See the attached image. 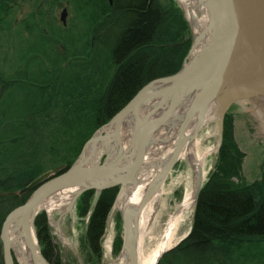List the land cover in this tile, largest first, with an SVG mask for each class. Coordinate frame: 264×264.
I'll return each mask as SVG.
<instances>
[{"label":"trees","instance_id":"trees-1","mask_svg":"<svg viewBox=\"0 0 264 264\" xmlns=\"http://www.w3.org/2000/svg\"><path fill=\"white\" fill-rule=\"evenodd\" d=\"M23 4L32 11L18 22ZM57 6L73 12L75 24L57 26L51 13ZM13 37L20 42L16 61ZM192 44L174 0H0V235L6 217L33 192L23 189L47 172L67 171L144 86L181 71ZM233 128L228 113L223 157L238 151L228 146ZM118 194L107 189L92 206L96 192L88 191L77 201L79 217L88 220L85 264L102 262ZM35 229L47 261L64 264L45 212ZM122 246L119 232L114 255ZM1 253L0 238L4 264ZM158 264H264V187L242 185L216 168L199 193L189 234Z\"/></svg>","mask_w":264,"mask_h":264},{"label":"water","instance_id":"water-1","mask_svg":"<svg viewBox=\"0 0 264 264\" xmlns=\"http://www.w3.org/2000/svg\"><path fill=\"white\" fill-rule=\"evenodd\" d=\"M109 2L112 4L113 0ZM236 6L240 16L239 25L235 29L225 31L222 37L218 36L217 41L203 49L194 59L191 57L197 42L196 33L184 6L180 7L193 34L192 48L181 71L169 77L153 80L144 86L109 123L100 128L87 141L78 159L67 171L61 174L47 172L20 192V194H25L33 191L29 199L14 209L3 223L0 238L4 264H15L11 242L13 226L18 221L28 238V221L31 219L36 233L35 221L45 210L43 204L55 193L79 188L78 199L88 191H95L96 196L92 206L97 204L102 192L107 189L119 188L120 194L124 188L134 183L143 170L147 152L155 136L166 127L173 129L172 126L177 121V115L183 103L196 93L197 97L183 120V130L176 135L177 145L172 162L174 167L179 162L182 151L190 144L185 136V129L190 125L195 112L205 107L217 92L229 68L238 65L240 72L264 74V0H222L220 18L212 19L211 26L217 25L218 22L222 25L224 17H235L233 12ZM67 15V10H64L61 20L65 26ZM250 37H255L256 42L247 45ZM253 91L254 89L247 88V86L237 87L232 90L229 99L244 96L239 99L243 100L256 95H264L253 93ZM237 101L229 103L223 115L218 149L223 144L225 116ZM129 125H132V134L128 146L125 147L123 131ZM201 127L200 124L196 127L194 136L201 131ZM153 194L154 189L147 192L141 201L140 211L146 207ZM112 211L113 209L111 213ZM122 221L123 246L121 252L123 253L124 249L133 242L134 227L130 217L122 216ZM131 259L132 264H135L134 255ZM36 260L42 264H50L43 256L41 249Z\"/></svg>","mask_w":264,"mask_h":264},{"label":"bare ground","instance_id":"bare-ground-1","mask_svg":"<svg viewBox=\"0 0 264 264\" xmlns=\"http://www.w3.org/2000/svg\"><path fill=\"white\" fill-rule=\"evenodd\" d=\"M187 11L188 18L196 33L197 42L192 53L194 59L203 49L217 41V37H222L225 31L235 29L240 23L238 7L233 14L235 17L222 18L223 24L211 26L212 19L220 18L219 11L222 0H180ZM196 5L201 11V17L196 12ZM211 26V27H208ZM203 35V36H202ZM256 42L255 37H250L247 45ZM256 67V65H255ZM247 86L254 89L253 93L264 94V74L255 75L251 72H240L238 65L229 68L225 80L211 97L209 103L197 110L190 121V125L185 129V136L189 140V145L185 147L179 156V161H185L192 169V175L187 174L184 178H175L171 187L184 186V196L182 201L169 209L165 197L169 190L167 184L173 180L175 148L177 145L176 136L183 130V120L188 113L196 93L191 95L183 103L177 115V121L173 124L169 134L164 132L155 136L153 147L147 152L145 166L139 173L134 183L124 188L113 207L111 219L117 212L122 216L131 218L134 227L133 242L124 249L119 258V264H132V257L136 258L135 264H156L160 256L180 243L189 234L187 225L192 223L193 213L196 208L198 194L204 185L207 172L206 164L209 156L216 152L214 149L201 150L205 144L194 136L196 127L200 124L201 130L212 129L207 132V138L220 136L221 122L227 106L231 102L242 99L240 96L233 100L229 99L232 90L237 87ZM224 132V131H223ZM132 134V125L125 127L123 138L125 147L128 146ZM172 135V136H171ZM174 135V136H173ZM204 151V152H203ZM150 189H154L152 198L146 207L140 211L139 207L144 196ZM79 188L66 189L55 198L47 200L43 208L52 215L54 211L66 212L74 209L77 202ZM169 210H172L170 213ZM167 213V214H166ZM167 218L162 224V218ZM28 238L22 230L19 222L11 229V242L13 253L19 264H42L36 260L40 253L39 243L33 228L32 220L28 221ZM154 223V228L159 232L158 238L153 246H146L145 239L148 233V226ZM110 227H108V230Z\"/></svg>","mask_w":264,"mask_h":264},{"label":"rangeland","instance_id":"rangeland-1","mask_svg":"<svg viewBox=\"0 0 264 264\" xmlns=\"http://www.w3.org/2000/svg\"><path fill=\"white\" fill-rule=\"evenodd\" d=\"M174 1L179 7H183L180 0ZM196 9L198 16L201 17V11L197 5ZM64 10H67L68 13V26L74 23L76 19L74 13L71 12L69 9L62 6H57L55 7V9H53V12H51L53 13V17L57 26L63 27L61 17ZM31 11V5H21L20 9H18L16 14V21L20 22ZM5 42L6 44L9 43L8 40H5ZM12 42L16 45L15 48L17 49V51H14L12 55L13 60L16 61L18 58L20 42L18 41L17 37H13ZM2 57L3 56L0 55V60L2 59ZM228 113L232 114L234 124L233 141L230 140L228 142V146L233 145L238 151H232L228 157H223V153L220 149H218L221 137L214 136L205 139L208 135V130L212 131V129L201 130L197 134V137L202 141V144L206 143V145L202 146L203 148L201 150H216V152L209 156L207 160V176L205 182L210 176V174L215 172L216 168H218L223 173L232 176L233 180L237 183H240L242 185H252L256 182L259 183L260 186L262 185L264 187V95H256L249 99L238 100L228 110L227 114ZM161 132L170 135L171 129L169 127H166ZM152 147L153 145L150 147V149ZM192 173L193 172L191 167L185 161H179L174 166L173 180H170L167 184L169 194L165 197L167 205H170L169 209H173L175 205L180 203L184 196V186L171 187L172 182L175 180V178L179 180V178H184L187 174L192 175ZM63 191L55 193L51 198H55L58 194ZM171 211L172 210H169L168 212L170 213ZM44 212L48 217V224L51 235L54 240V244L57 247L58 254L63 259L64 264H85V256L81 246V240L85 234L88 220L79 217L77 212V202L75 204L74 209H68L65 213L61 210L54 211L52 215H49L46 210H44ZM194 214L195 210L193 213V219ZM118 215H120V220H118ZM166 219V217L162 218V224H164ZM192 224L193 220L192 223L187 225V229H189V231L192 228ZM154 225L155 224L151 222L148 226V233L145 239V244L147 247L153 246L155 240L158 238L159 232L154 228ZM108 227H110L109 230ZM119 232H121L123 236L122 216L120 212H117L112 219L111 215L109 217L107 231L103 241L104 254L101 264H119V258L122 252L119 256L114 255L113 252L114 242ZM1 255L3 258V248ZM14 259L15 264H19L15 255Z\"/></svg>","mask_w":264,"mask_h":264}]
</instances>
